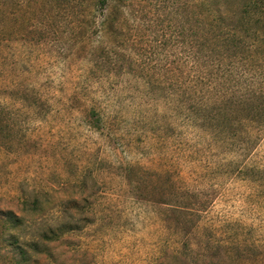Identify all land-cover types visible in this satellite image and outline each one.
<instances>
[{
    "label": "rangeland",
    "instance_id": "1",
    "mask_svg": "<svg viewBox=\"0 0 264 264\" xmlns=\"http://www.w3.org/2000/svg\"><path fill=\"white\" fill-rule=\"evenodd\" d=\"M92 1L0 0V264H264L263 98L209 89L206 0ZM260 30L239 67L264 93ZM22 194L51 205L21 238L77 229L21 258Z\"/></svg>",
    "mask_w": 264,
    "mask_h": 264
},
{
    "label": "trees",
    "instance_id": "2",
    "mask_svg": "<svg viewBox=\"0 0 264 264\" xmlns=\"http://www.w3.org/2000/svg\"><path fill=\"white\" fill-rule=\"evenodd\" d=\"M108 2L109 0H93L94 13H103L108 7ZM205 5L219 33L216 38L214 37L216 39L214 46H216L218 53H221V56L225 57L219 61L228 60L225 63L227 68H220L219 64L217 68L208 71V74H203L207 77L208 85L211 86L208 88L210 90L215 87L218 88L219 85H213V82L217 79L219 73H221V77L225 83L220 88L225 92L228 100H231V98L239 93L242 96H247L248 100H260L258 98H263L259 106L254 107L257 119L254 117L253 119L255 120H252L262 124L258 131L259 135L264 132V93L255 92L253 82L251 81V74L248 70H242L239 65H241L243 59L246 60V58H242L243 54L247 55L251 52L249 50L250 47L246 44V38L255 37L253 44L255 45L253 47L254 52H257L261 47L260 27L261 24H264L262 20L264 18V0H206ZM92 17L95 18V14ZM248 81L251 82L249 83ZM244 83H246L245 86H242ZM21 196V211H24L25 214L17 215L11 211H7L5 214L9 229L18 231V234L11 233L9 235L8 245H12L17 251V255L21 258H26L29 251L33 253L39 252L41 246L58 241L66 233L77 229L73 225L74 222L62 219L55 225H47L44 228H37L38 224H33L36 227L33 235L28 234L27 240L26 238H21L20 233L24 232L26 223H29L30 220L44 219L43 212L46 209L45 207L51 205V201L43 202L38 198V195L30 198L23 194ZM19 238L22 239L21 242H19Z\"/></svg>",
    "mask_w": 264,
    "mask_h": 264
}]
</instances>
